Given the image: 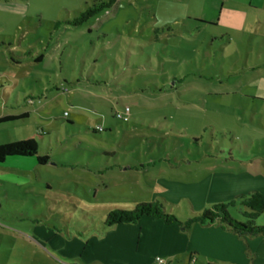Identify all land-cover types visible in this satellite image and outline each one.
I'll return each instance as SVG.
<instances>
[{
	"label": "rangeland",
	"instance_id": "rangeland-1",
	"mask_svg": "<svg viewBox=\"0 0 264 264\" xmlns=\"http://www.w3.org/2000/svg\"><path fill=\"white\" fill-rule=\"evenodd\" d=\"M97 1L0 0V116L27 112L0 123V144L33 136L50 156L24 182L34 193L0 165V264H80L32 232L34 203L57 210L60 199L83 229L102 209L206 173L199 200L237 181L264 190V0H116L81 25L62 24ZM48 43L57 53L35 62ZM123 105L127 122L114 116ZM231 153L253 160L249 174L208 173ZM167 209L182 221L199 210L183 196Z\"/></svg>",
	"mask_w": 264,
	"mask_h": 264
},
{
	"label": "crops",
	"instance_id": "crops-1",
	"mask_svg": "<svg viewBox=\"0 0 264 264\" xmlns=\"http://www.w3.org/2000/svg\"><path fill=\"white\" fill-rule=\"evenodd\" d=\"M235 2L243 5L252 3V0H236ZM54 47H57V44ZM53 48L47 51L46 54L51 55ZM252 161L248 159L244 161L241 158L234 166L233 164L236 161L223 159L219 163L214 162L208 173L221 172L219 170L224 171L226 170L225 168L230 167L232 171L233 169H238L241 174H249L246 169H242L252 164ZM0 165L11 167L5 172H13L18 179L20 178L18 182L22 183H16L17 190L25 191L26 193L35 192L34 185L27 186L28 184L24 183L28 182L27 179L29 177L31 179L36 171L33 158L9 157ZM209 175L206 173L204 178L196 180L187 179L185 180L187 184L174 181V184L171 183L170 188L166 186L172 191L171 194L160 187L156 192L153 191L151 197L160 196L169 204H172L183 196L192 203L193 208L200 210L212 202L226 200L236 194L245 193L256 188V186H250L247 181L245 184L237 181L223 188L221 192L212 195L209 199H204L203 195L202 197L204 198L199 200L193 193L197 191V194H203L204 190L200 185L203 184V180ZM182 181L184 182V180ZM193 181H197V183ZM155 184L158 185L157 182ZM178 185H189L190 187H188V190L176 195L174 190ZM44 190L48 189L44 188ZM46 192L44 194H47ZM61 196L63 194L59 193L58 197ZM205 196L207 197L208 195ZM48 209L51 213L55 212L51 206ZM65 214L66 212L64 211V219L59 220L60 224L66 222ZM32 215L36 217L33 221L32 232L39 233V236L62 253H64V249H68L70 252H65V254L73 260L77 259L80 264H156L153 260L155 255L162 256L167 262L170 261V264H185L195 255L202 256V264H264V235L242 239L214 225L202 226L196 223L189 227L181 228L175 223L165 224L161 219L143 216L137 223H120L109 227L104 235L98 232L82 234L69 231V236H67L63 231L50 229L44 223L36 222V219H41V217L34 211ZM141 221L146 224L143 225ZM36 229L40 231L37 232ZM36 238L38 237L36 236ZM36 238L33 235L32 239L35 240Z\"/></svg>",
	"mask_w": 264,
	"mask_h": 264
},
{
	"label": "trees",
	"instance_id": "trees-1",
	"mask_svg": "<svg viewBox=\"0 0 264 264\" xmlns=\"http://www.w3.org/2000/svg\"><path fill=\"white\" fill-rule=\"evenodd\" d=\"M115 1L116 0H99L97 1V3H94L91 6L86 7L71 20H65L63 22L62 21L55 22L53 28L56 29L61 22L62 24H68L72 26L81 25L83 22L88 20L90 17L95 16L101 10L112 6ZM53 47L54 46L48 43L44 47L43 52H40L38 55L33 57V60H35V62L44 61L46 58V52L50 51V49ZM57 51H59V49ZM56 53L57 52L55 50V53L53 54ZM57 59L60 60L59 53ZM12 60L15 63H20L21 61L20 59H12ZM35 80L40 81V79L37 78H35ZM61 90L66 91V88H61ZM126 106L128 105H123L121 109H116L114 111V116L116 117V112L123 110ZM25 116H27V112H24L17 116H13V115L0 116V123L6 120L16 119ZM129 117H130V107L128 106L127 119L126 120L120 118L118 119L127 122L129 120ZM104 129L105 127L103 126L101 129L95 127L93 128V131L99 132ZM109 152L115 153V150H111V151L105 150V153H109ZM223 156L225 157H220L222 160L226 159V160H233L236 162L238 160L239 161L241 160V157H237L232 153L223 154ZM9 157L33 158L35 161L34 166L36 167V171H39V169H37V166L39 165L43 166L50 161L49 154L47 153L43 154L39 152L38 141L33 136L30 138L18 140L16 142H6L0 144V163L4 162ZM247 159L248 158H245L243 160L246 161ZM142 167H143L142 163L139 162L137 165L132 164L126 166L124 169H121L120 167L117 168L119 170L118 173L120 172L125 173L127 171H136L138 169L140 170ZM110 170H112V168ZM45 186L46 189L48 190H51V188H53L48 182H46ZM102 187L103 188L108 187V184L104 182L102 183ZM59 188L61 189V186H59ZM62 191L65 192V190ZM95 192H97V189ZM152 193L153 191H151V194ZM60 194H63V198H61V200L63 203H65L66 194L64 193H60ZM79 201H81V199H79ZM54 202L60 203V205L57 207V210H55V212L53 213L54 214V216H52L53 219L51 218L53 221L55 220L57 223L53 222L51 224L49 222L50 215L45 213L44 210L45 208H48V206L42 207L40 203H34L32 205L33 207L32 211H34L35 213H37L38 216L41 217V219L38 220L36 219V222H42L50 229H54L61 232L63 231L64 234H66L67 236H69L70 233L69 231H71L72 233L78 232L82 234H86V232L87 234L91 232H98L99 234L104 235L109 227L115 226L120 223H137L139 219L143 216H148L153 219H161L165 224L175 223L179 225L181 228H186L196 223L202 226L214 225L242 239L264 235V223L258 224L256 222L258 216L261 213H264V192L258 189H253L245 193L236 194L226 200L212 202L208 206H205L202 209L198 210L197 212H194L193 215L186 218L184 221L177 218V216H175L173 212H170L167 209V205L169 204H167L168 202L163 197L157 196L153 198L151 197V195H149L148 198L145 199L142 198V196H138V197L135 196V198H130V200L126 201L132 203V206H129L127 204H120L124 206H117L105 211L104 209L100 210L101 212L97 214L99 216L100 221L98 223L97 222L94 223V226H91L90 223H88L87 226L83 227V229H82V225L80 226L81 222L79 221V216H77V213H75V211H73V213L68 216L69 220H66L64 224L62 223L60 224L59 220H63L62 218L64 217L63 213L64 211H66L65 206L63 207L64 210L61 211L60 199H56ZM73 203H75V208L80 207L77 204V202H73ZM24 213H27V211H24ZM42 219H44L45 221ZM167 264H170V261H168Z\"/></svg>",
	"mask_w": 264,
	"mask_h": 264
},
{
	"label": "built area",
	"instance_id": "built-area-1",
	"mask_svg": "<svg viewBox=\"0 0 264 264\" xmlns=\"http://www.w3.org/2000/svg\"><path fill=\"white\" fill-rule=\"evenodd\" d=\"M64 114H66V112ZM127 115H128V106H126L123 110L116 112V117L123 119V120L127 119ZM96 128L101 129L102 126L97 125ZM154 261H156L158 263H166L167 264V261L162 256H159V255L154 257Z\"/></svg>",
	"mask_w": 264,
	"mask_h": 264
}]
</instances>
